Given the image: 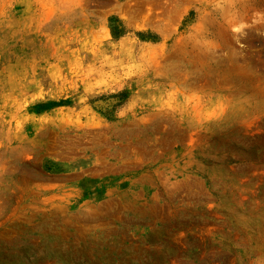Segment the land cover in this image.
Listing matches in <instances>:
<instances>
[{
	"label": "rangeland",
	"instance_id": "rangeland-1",
	"mask_svg": "<svg viewBox=\"0 0 264 264\" xmlns=\"http://www.w3.org/2000/svg\"><path fill=\"white\" fill-rule=\"evenodd\" d=\"M0 264H264V0H0Z\"/></svg>",
	"mask_w": 264,
	"mask_h": 264
}]
</instances>
